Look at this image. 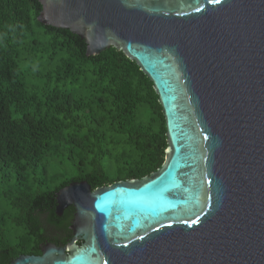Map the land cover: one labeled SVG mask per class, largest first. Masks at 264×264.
Listing matches in <instances>:
<instances>
[{"label": "water", "instance_id": "water-1", "mask_svg": "<svg viewBox=\"0 0 264 264\" xmlns=\"http://www.w3.org/2000/svg\"><path fill=\"white\" fill-rule=\"evenodd\" d=\"M37 2V22L86 57L113 48L136 64L166 149L148 177L56 191L74 238L10 264H264V0Z\"/></svg>", "mask_w": 264, "mask_h": 264}, {"label": "trees", "instance_id": "trees-1", "mask_svg": "<svg viewBox=\"0 0 264 264\" xmlns=\"http://www.w3.org/2000/svg\"><path fill=\"white\" fill-rule=\"evenodd\" d=\"M40 10L0 0V264L67 229L73 209L55 215L59 189L140 180L165 156L148 78L113 48L86 57L84 41L37 22Z\"/></svg>", "mask_w": 264, "mask_h": 264}, {"label": "flooded vegetation", "instance_id": "flooded-vegetation-1", "mask_svg": "<svg viewBox=\"0 0 264 264\" xmlns=\"http://www.w3.org/2000/svg\"><path fill=\"white\" fill-rule=\"evenodd\" d=\"M71 220H72V217L69 220L67 229H64V230H61L60 232L54 233L55 234L54 241L53 242H47V243L52 244V245H54L57 248H64V247H66L72 241V239L74 238L73 232H71L69 230V226H70ZM47 243H44V244H47ZM83 243H84V241L82 240V237H77L76 238L75 244L78 247H80L81 245H83ZM39 255H40V251H39V254H37V255H26V256H39ZM14 259H12L11 261H13ZM11 261H9L8 264H10Z\"/></svg>", "mask_w": 264, "mask_h": 264}, {"label": "rangeland", "instance_id": "rangeland-1", "mask_svg": "<svg viewBox=\"0 0 264 264\" xmlns=\"http://www.w3.org/2000/svg\"><path fill=\"white\" fill-rule=\"evenodd\" d=\"M141 119L144 121V120L146 119V117H145V116H143V117H141Z\"/></svg>", "mask_w": 264, "mask_h": 264}, {"label": "snow or ice", "instance_id": "snow-or-ice-1", "mask_svg": "<svg viewBox=\"0 0 264 264\" xmlns=\"http://www.w3.org/2000/svg\"><path fill=\"white\" fill-rule=\"evenodd\" d=\"M214 2H216V3H219V2H220V0H214Z\"/></svg>", "mask_w": 264, "mask_h": 264}]
</instances>
